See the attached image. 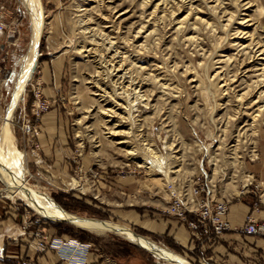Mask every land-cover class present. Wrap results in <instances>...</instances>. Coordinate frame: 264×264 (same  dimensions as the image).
Segmentation results:
<instances>
[{
    "label": "rangeland",
    "instance_id": "374dc122",
    "mask_svg": "<svg viewBox=\"0 0 264 264\" xmlns=\"http://www.w3.org/2000/svg\"><path fill=\"white\" fill-rule=\"evenodd\" d=\"M239 1L40 0L38 63L9 114L33 22L25 0H0L7 14L0 131L8 118L13 160L21 163L17 173L3 149L5 170L22 171L16 181L62 209L126 224L189 264H264V235L233 229L252 212L264 220V85L255 84L260 66L241 51L236 34L247 16L252 20L243 27L264 39V0H250L249 10ZM123 62L124 77L117 70ZM38 91L48 102L39 115ZM50 110L55 122L42 127ZM27 122L36 134L24 131ZM1 169L0 264H174L114 231L42 215L19 194L9 196ZM199 177L230 211L234 204L246 207L239 221L229 212L231 230L195 232L170 212L174 194H192ZM60 240L88 245L83 261L74 248L63 254L52 246Z\"/></svg>",
    "mask_w": 264,
    "mask_h": 264
},
{
    "label": "bare ground",
    "instance_id": "6f19581e",
    "mask_svg": "<svg viewBox=\"0 0 264 264\" xmlns=\"http://www.w3.org/2000/svg\"><path fill=\"white\" fill-rule=\"evenodd\" d=\"M218 2H220V1H218ZM25 3H26L27 8L30 10V13L32 16L33 34H32V38H31L29 50L21 58V70L19 73H17V76H16V80H17L16 90L14 93L13 102L9 108V114L12 113V111L15 108L18 100L22 97L26 83H27L28 79L31 77V74L33 73V71L35 70L34 67L37 66V63H38L37 59H38V54H39L38 53V47H39L40 36L42 33L43 23H44L43 22V15L41 13L42 9L40 6V0H25ZM246 5L250 6L251 1L250 0L245 1V2L243 0L239 1L240 9L243 8V10L244 9L247 10L248 6H246ZM244 6H245V8H244ZM154 7L155 8L153 9L152 13L150 14L151 17L154 16L155 13L158 14V12H159L158 10L161 6L159 4H157ZM232 16L233 15H231V18H232ZM248 16H249V14H248ZM233 20L235 21V17L233 18ZM250 20H252L250 17L245 16L241 19L240 22H237L241 25V27H238L236 29V34H238V36H240V38L243 39V40H240L237 43V45L239 47H242L241 51H244V52L246 51L245 53H248L250 58H253L254 60L258 61L257 65H259L260 67H258L257 70L261 71L260 75L262 77L258 78L254 82L256 85H259V87H260V86L264 85V39H257L255 36L252 35L253 33H249V30H247L246 28L243 27V25L246 24L247 22H249ZM254 29H256V28H254ZM90 32H91V30H90ZM117 36H118V34H117ZM109 39H110V37H109ZM116 42H117V40H116ZM109 44H112V42ZM104 46H106V45H104ZM125 69L126 68L124 66V62L117 67L118 71H124L123 77L126 76L128 73L127 72L128 69H126V70ZM218 77H220V79H224L223 85L226 86L225 90H228L230 87V86L227 87L228 79H226L224 77L222 78L221 75H219ZM161 79H163V78H159V75H158L157 80L162 81ZM160 86H161V88H164V82H161ZM262 91L264 93V89ZM145 95L146 94H142L141 96L143 97ZM149 98H150V96L148 95V101H149ZM144 99H146V98H144ZM110 111H111V109H110ZM109 121H111V120H109ZM3 149L8 150L11 157L16 153V150H17L16 146L14 144V141H13V134H12L11 129L9 127L8 118L3 123L2 131H0V166H1L0 169L2 168L1 170L4 173V177L5 178L7 177V180H9V184H8L6 190H8V192H9L8 194L10 197H15L16 194H19V196L25 198L28 201L29 205L33 208V210L35 209V210L39 211L42 215H44L48 218L55 219V220H62L63 222L64 221L70 222L71 224H75L79 227H83L85 229H88V230H91L94 232L114 231V232L119 233L128 239L134 240L135 242H137L143 246H146L147 248L151 249L158 256L162 257L163 259L169 260L174 264H189V262H187L183 258H180L179 256H176V255H173L171 252L160 247L159 245L150 241L149 239L146 240L144 238L145 236L142 237V236L134 233L128 226H125L126 224L121 225V224H117L114 222H110L108 220L91 218V217L81 216V215H77L75 213L68 212V211L62 209L61 207H59L58 205H56L53 202V200L50 197H48L47 195L36 193L34 191L28 190V188H27L28 186L25 183H20V182L15 180V178L22 172L21 171L19 174H17L19 172V170H21V169H19V168H21V163L17 159L13 160L16 155L12 157V164L15 165V167L17 166L16 167L17 173L15 174V173H12L10 171L7 172V170H5L6 168L4 166L6 164L3 160L4 156L1 154L3 152ZM162 164L163 163L160 161V163L158 162L157 165H161V167H162ZM164 173L166 175L168 172L164 171ZM13 179L15 181H13Z\"/></svg>",
    "mask_w": 264,
    "mask_h": 264
},
{
    "label": "built area",
    "instance_id": "2783aa9c",
    "mask_svg": "<svg viewBox=\"0 0 264 264\" xmlns=\"http://www.w3.org/2000/svg\"><path fill=\"white\" fill-rule=\"evenodd\" d=\"M8 12V11H7ZM7 28V14L4 7L1 6L0 11V38L4 36ZM36 102L35 111L39 115L40 111L46 109L48 102H41L39 91L35 92ZM40 101V102H38ZM24 125V131L30 135L37 133V128L31 122H27ZM205 174H203L204 176ZM206 176H204L205 178ZM199 177L201 182L198 187H195L192 194H174L173 200L170 205V212L177 215L179 218L186 220L195 232H202L205 234H222L225 231L232 229V224L227 218L230 212V204L226 200H218L211 195L210 187L206 183V179ZM191 196V197H190ZM196 215L197 220H188L189 215ZM236 232L245 235H264V220H259L255 217L254 212L248 214L245 219V223L240 227L233 228ZM58 243V244H57ZM63 251V254H68V250L76 251L79 256V260L83 261L84 251L88 245L75 242L53 241L52 246H57ZM80 250L78 254L77 251ZM66 251V252H65ZM72 252V253H73Z\"/></svg>",
    "mask_w": 264,
    "mask_h": 264
},
{
    "label": "crops",
    "instance_id": "0c3cea01",
    "mask_svg": "<svg viewBox=\"0 0 264 264\" xmlns=\"http://www.w3.org/2000/svg\"><path fill=\"white\" fill-rule=\"evenodd\" d=\"M51 89L53 88H47L46 90H48V97H51ZM46 92V91H45ZM1 100V99H0ZM1 105H0V111H1ZM53 117H55V112L54 110H50L47 114L44 115L43 120H42V127H47L50 128L52 127V122H55L53 119ZM247 213V209L245 206L239 205V204H234L231 206V211H230V219L232 222L234 221H239V219H241L245 214ZM10 223L13 222L11 219ZM1 223H5V224H9L8 220L5 221H1ZM8 231V230H7ZM1 236H4V233L1 232ZM5 254V249L3 246H0V256H3Z\"/></svg>",
    "mask_w": 264,
    "mask_h": 264
},
{
    "label": "water",
    "instance_id": "95a60500",
    "mask_svg": "<svg viewBox=\"0 0 264 264\" xmlns=\"http://www.w3.org/2000/svg\"><path fill=\"white\" fill-rule=\"evenodd\" d=\"M34 69H35V67H34Z\"/></svg>",
    "mask_w": 264,
    "mask_h": 264
}]
</instances>
